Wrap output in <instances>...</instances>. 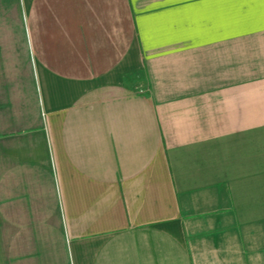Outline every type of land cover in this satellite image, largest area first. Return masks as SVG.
I'll return each mask as SVG.
<instances>
[{"label":"crops","instance_id":"1","mask_svg":"<svg viewBox=\"0 0 264 264\" xmlns=\"http://www.w3.org/2000/svg\"><path fill=\"white\" fill-rule=\"evenodd\" d=\"M17 2L0 264H264V0Z\"/></svg>","mask_w":264,"mask_h":264},{"label":"rangeland","instance_id":"2","mask_svg":"<svg viewBox=\"0 0 264 264\" xmlns=\"http://www.w3.org/2000/svg\"><path fill=\"white\" fill-rule=\"evenodd\" d=\"M20 21L17 0H0V93L7 90L15 99L30 91Z\"/></svg>","mask_w":264,"mask_h":264}]
</instances>
